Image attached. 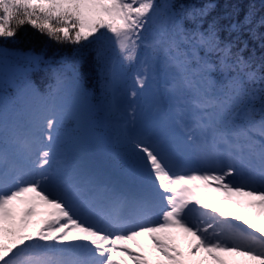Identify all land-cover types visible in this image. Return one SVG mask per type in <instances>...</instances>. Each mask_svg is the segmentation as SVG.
Masks as SVG:
<instances>
[{
  "label": "snow or ice",
  "instance_id": "obj_1",
  "mask_svg": "<svg viewBox=\"0 0 264 264\" xmlns=\"http://www.w3.org/2000/svg\"><path fill=\"white\" fill-rule=\"evenodd\" d=\"M215 7L0 0V40L27 25L83 50L111 33L122 59L139 69L133 101L163 72L174 104L162 110L163 124L146 131L137 130L132 110L118 136L129 183L118 189L84 178L68 162L66 121L73 92L82 90L75 68L71 76L54 69L44 91L27 76L10 85L0 69V264H236L231 257L264 264V55L245 57L247 43L223 41L215 20L205 28ZM257 24L264 27V17L257 22L250 6L231 31L247 27L264 49ZM140 48L150 62L138 61ZM98 61L107 89L115 64L100 52ZM206 188L224 194L221 204L248 198L259 223L229 219L202 194ZM38 216L47 217L40 226ZM145 236L151 251L140 243Z\"/></svg>",
  "mask_w": 264,
  "mask_h": 264
},
{
  "label": "trees",
  "instance_id": "obj_2",
  "mask_svg": "<svg viewBox=\"0 0 264 264\" xmlns=\"http://www.w3.org/2000/svg\"><path fill=\"white\" fill-rule=\"evenodd\" d=\"M158 2L164 3L167 2V0H158ZM172 2L184 5H195L197 7L209 3L215 4V9L212 10L204 21V27L206 28L209 22L215 20L220 28V38L223 41L234 42L238 48L243 47L244 43H247V50L243 53L245 57L253 53L257 58L264 55V49L261 48L260 40L253 39L247 27L239 33L231 31L232 24L244 22L245 16L249 13L250 6H255L256 20L259 22L260 18L264 17V0H172ZM187 23L191 25V21ZM253 27H256L257 33H264V27H258V24L253 25ZM154 31L155 30H153V32ZM237 36H239V40H237ZM152 38L153 35L147 39L151 40ZM98 52L99 47L96 45L81 50L80 45L57 43L27 25L18 33L16 38L10 39L7 42L0 40V58L8 60L10 67L9 72H3V76L10 85L21 83L25 76H27L37 88L44 91L47 89L48 85L54 82V69L66 68L70 76L72 75L71 69L75 68L80 74L82 86L88 91L90 96L88 104L91 110L89 113V117H91L90 128L93 132L92 135L100 144V152L106 158L109 165L128 177L124 166L123 150L118 138L115 142L113 141L114 143H110L108 137L114 132L110 130V132H108L99 125L98 118L101 114V103L104 99V87L102 86L101 75L98 71ZM33 56H42L43 61L39 65H36L30 59ZM134 76L135 73L130 71H127L126 76H124L123 70L122 86L126 89L128 96H131L133 90L138 91L133 78ZM136 99L139 100V96ZM154 104L155 102L152 100L149 111H154ZM138 106L137 112H143L140 103H138ZM138 120L140 121L141 119ZM70 129L71 130H66V132H70L73 135L78 145L81 139H83V143L87 142L88 145L90 144V133L89 131L87 132L86 124ZM118 132L117 130V134ZM93 163L94 160L90 151H84L82 154L81 152L77 154V160L73 167L84 177L87 175L88 167ZM221 200V198H217L211 202L227 212L225 204L220 203ZM250 203L251 202L244 198L239 199L238 203H234V213L230 216L239 215L242 218H247V212L251 207ZM237 206L240 208H237ZM259 211L258 208H255V218L258 216ZM44 220L40 219L39 222L37 221L36 226L42 225ZM252 220L255 221L253 218ZM183 242V240L180 241L181 246ZM145 247L147 248V244ZM229 259L238 264L235 257Z\"/></svg>",
  "mask_w": 264,
  "mask_h": 264
},
{
  "label": "rangeland",
  "instance_id": "obj_3",
  "mask_svg": "<svg viewBox=\"0 0 264 264\" xmlns=\"http://www.w3.org/2000/svg\"><path fill=\"white\" fill-rule=\"evenodd\" d=\"M152 35L153 33L150 32L147 35V38ZM96 46L99 47V52L102 53V58L104 60H107L109 63L114 62L115 64V78L110 81L109 87L107 89L104 88V99L101 103V109H100L101 114L99 115L98 118L99 125L103 129L105 128L108 132L110 131L114 132L110 137H108L110 139L109 142L114 143L117 140L121 128L127 121L130 120L132 115V110L133 109H135L136 111L138 110L139 107L138 103H140L143 108V112L140 111L137 112L139 119L141 120L135 121L136 128L138 131H146L163 124L164 120H163L162 110L167 107H174V104L168 98V94L166 93L165 90L166 77L164 73L160 72L159 75L156 77V79L150 80L148 89L146 91L140 92L139 95L140 99L139 100L136 99L135 101H133L132 97L128 96L126 89H124V87L122 86L123 70H124V76H126L127 71L133 72L136 75V73L139 70L137 65L136 64L129 65L122 59V57L118 53V48L115 44V40L112 37L111 33H107V39L101 44ZM137 56H138V61L140 62H143L146 59L149 60L150 62V58L148 57L146 49L145 50L142 48L138 49ZM0 69H2L4 73L9 72L10 67L8 60L0 58ZM133 78L135 81V76ZM137 90L140 91L138 88ZM89 100H90L89 93L84 89L83 86H82V90L73 92L71 99V109L66 121V130H71L70 128L73 129L74 127H77L79 125L86 124L87 132L89 131L90 137L93 136L92 135L93 132L91 131L90 128L91 117H89V113L91 110L88 105ZM152 100L155 102L154 104L155 109L153 112L149 111ZM157 109H161V111L158 112ZM117 130L119 131L118 134H117ZM66 136H67V159L68 162L73 166L77 160V154L79 152H81L82 154L84 151H88V150L90 151L91 147L88 146L87 142L83 143L82 142L83 139H81L82 143L80 142V144L78 145L75 142V138L70 132L69 133L66 132ZM88 170H89L88 176L84 178H92L99 182H102V180H104V183L107 182L110 183L108 178L109 176L104 175L98 166H95L94 168ZM123 185L125 186L124 183ZM202 194L206 197V199L209 202L217 198L223 199V195H224L222 192L214 191L213 188L202 189ZM241 198L242 199L244 198L245 200L249 201V199L245 197H237L234 198V200L238 201ZM225 208L227 209V213L229 215H232V213H234V208H235L234 203L225 204ZM237 208L240 207L237 206ZM254 212H255V208L250 207L246 216L248 219L252 220L253 218L257 223H259L257 219L258 216L256 218L254 217ZM45 218L47 219V217L45 216H38L35 218L34 223L37 224V221L39 222L40 219L44 220ZM140 243L145 246L147 244V248L151 250V241L147 236L142 237ZM182 247L184 248L185 251H187L186 241L183 242ZM201 255L206 256L205 253H201ZM235 259L237 260L238 264H245L243 257H235ZM129 264H131V261H129Z\"/></svg>",
  "mask_w": 264,
  "mask_h": 264
}]
</instances>
